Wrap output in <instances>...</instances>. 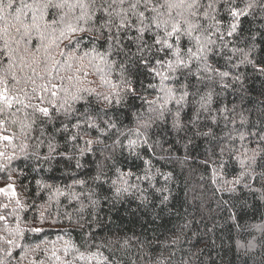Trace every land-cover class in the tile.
<instances>
[{
  "label": "trees",
  "instance_id": "obj_1",
  "mask_svg": "<svg viewBox=\"0 0 264 264\" xmlns=\"http://www.w3.org/2000/svg\"><path fill=\"white\" fill-rule=\"evenodd\" d=\"M210 2L216 11L207 9L209 16H201V22L206 28L211 26L210 39L215 43L209 45L212 51L207 64L218 72H206L204 62L194 60L192 71L202 79L190 80L189 95L180 104L175 99L164 104L160 78L139 66V54L131 55L137 52L134 44L129 45L127 57L123 53L111 56L109 63L116 62L111 66L98 58H86L80 72L76 71L80 61L56 56L71 67L61 68L59 76L65 79L52 83L62 84L70 94L81 90L79 94L85 97L69 99L67 113L48 104L50 93L40 90L47 79L36 78L35 85L26 83L24 75H32L30 71L9 69L8 61L0 58V76L7 78L10 95L24 100V104L13 102L12 108L0 115V120L7 121L0 125V135H14L10 143L0 140V151L15 153L11 162L0 157V166L10 164L7 170H0V188L14 181L17 196L26 205L13 213L16 197L10 190L7 196L0 193V204L9 205L0 209V215L8 216L7 226L0 221V236L12 239L7 229L16 227V215L25 229L24 237L16 240L22 247L9 246L0 239V249L10 248L12 253L6 256L0 251L5 264H32L39 259L59 264L48 259L53 248L62 259L72 261L77 256L73 245L86 257L89 252L100 254L95 259L77 258L75 264H100L104 257L110 264H264V178L249 175L238 184L229 183L243 171L237 159L243 158L245 150L251 155V149L264 147L260 141L264 135V72L260 71L264 68V0H236L234 6L241 10L252 5L237 17L231 16L225 0H201L203 5ZM233 23L237 26L228 35ZM145 39L152 43L150 37ZM63 43L66 41L60 43V50ZM52 50L57 51L55 46ZM12 72L19 83L12 79ZM220 72L228 76L222 77ZM125 80L130 83L126 85ZM57 91L55 104L59 108L66 94ZM209 93L211 99L204 105L201 97ZM179 95L177 92L176 97ZM25 105L49 107L50 116ZM89 116V122L98 128H86L84 121ZM105 122L116 127L108 128ZM77 124L79 127H74ZM77 134L81 138L72 141ZM85 139L95 142L87 146ZM129 140L136 141L131 150ZM49 143L55 152H49ZM85 148L90 151L81 155ZM69 156L73 159H67ZM118 170L133 175L118 180ZM260 171L256 168L253 175ZM97 175L100 179L94 180ZM116 187L122 190L117 193ZM56 188L83 195L70 202V198L56 195ZM89 193L95 203L90 202ZM41 212L47 217L44 224L39 222ZM29 227L45 231L30 232ZM64 241H70L67 256ZM37 244L40 250L22 255Z\"/></svg>",
  "mask_w": 264,
  "mask_h": 264
},
{
  "label": "snow or ice",
  "instance_id": "obj_2",
  "mask_svg": "<svg viewBox=\"0 0 264 264\" xmlns=\"http://www.w3.org/2000/svg\"><path fill=\"white\" fill-rule=\"evenodd\" d=\"M225 2L228 4L227 10L233 17L246 14V9L252 7L251 4H248L245 6V10H241L234 6L236 0H225ZM66 9L67 11H65ZM207 9L216 11L213 3L203 5L201 0H0V41H3V46L0 48V58L8 61L9 69L19 67L21 72H25V69L30 71L32 75L25 72L24 80L26 83L30 81L35 85L36 78L47 79V83L40 85V90L50 93L52 99L48 101V104L57 111L62 108L67 113L71 109L69 99L77 101L84 100L85 97L79 94L81 90H77L75 94H70L69 89L63 87L62 84L52 83V80L57 78L61 81L65 79V77L59 76L61 68L71 67L67 60L62 63L56 59V56L59 55L62 58L67 56L69 59L80 61L81 66L76 69L77 72H80L84 66L82 62L86 58H98L105 65L111 66V64L116 63L115 61L109 63L111 56H120L123 53L127 57L130 53L129 45L134 44L137 52L131 53V55L139 54V66L147 69L149 75L153 78H160L159 91L164 93V104L173 99L177 104H180L189 95L190 80L192 78L202 79L192 71L191 65L194 60L204 62V71L218 72V69H213L207 64L208 53L212 51L209 45L215 43L210 39L211 26L206 28L201 22V16L204 18L209 16ZM49 17L53 18L49 19ZM212 19L215 20L216 18L213 16ZM219 23V21H216L217 25ZM236 26L235 23L231 24V31L227 34L232 35ZM217 32H219L218 27ZM130 33H134V35H130ZM146 36L151 38V44L145 39ZM65 41L63 50H60V43ZM125 41H128L127 45ZM185 41L187 42L186 45ZM53 46L57 49L56 52H53ZM101 48H103V51L100 50ZM89 64H91V60H89ZM120 67L125 70L124 64H121ZM54 71L56 76H53ZM97 71L101 70L97 69ZM260 71L264 72V68H261ZM219 75L224 77L228 76V73L220 72ZM12 79L17 83L20 82L15 72H12ZM67 79L71 81L73 78L67 77ZM101 79L103 80V76ZM124 83L127 85L130 82L125 80ZM0 85H2V88H0V102H2L0 103V115L4 114L7 109H11L13 102L24 104V100L20 99L19 96L10 95L8 81L5 76H0ZM176 85H179V87H176ZM149 87L155 89L157 86L150 84ZM57 89L66 94L64 102L59 105V108L55 104V98L58 95ZM35 91L36 88L34 87L33 92ZM82 91L91 90L84 89ZM127 91L134 92L135 90L128 88ZM177 92L180 93L179 98L176 97ZM25 96H27V93H25ZM39 99L43 102L45 98L41 96ZM104 99L109 104L112 102L110 96L106 95ZM201 99L206 105L211 99V94L209 93L208 96L201 97ZM116 102L119 103L120 101L117 100ZM164 104H161L160 107L163 108ZM66 105L67 107H65ZM25 107L36 108L44 116H50L49 107H38L36 105H25ZM91 120L90 116L86 117L84 121L86 128L89 130L98 128L97 124L89 122ZM105 123L108 128L116 127L113 123ZM6 124L7 121L0 120V125ZM74 127H79V124L74 125ZM4 131H7L6 127ZM250 135L260 134L250 133ZM80 138L77 134L70 139L76 141ZM244 138V134L240 133V139L243 140ZM13 139L14 135H0V140L9 143ZM260 141L264 143V135H260ZM94 142L92 139L84 140V144L87 146L92 145ZM135 144L136 141L129 140V149L134 148ZM55 150L53 145L49 143V152L52 153ZM85 151H90V148L81 149V155ZM251 153V155H248L246 149L243 158L237 159L243 171L240 173V177L229 183L238 184L241 178L249 175L253 179L257 176L264 178V147L258 145L256 149H251ZM0 157L11 162L15 159V153L7 155L5 152L0 151ZM48 158L45 157L46 160ZM67 159L71 160L73 157L69 156ZM76 166L79 167L80 165L77 164ZM9 167L10 164H4L0 166V170H7ZM256 168H260L261 171L253 175ZM118 173V180L124 176L133 175L130 171L122 173L118 170ZM100 175L93 177V179L99 180ZM144 178L147 179L148 177L145 176ZM8 179L12 181L10 173ZM37 183L39 184L40 181H37ZM74 183L82 185L85 181H74ZM113 185H116V181H113ZM45 187L52 188L51 185H45ZM68 187L71 188V185ZM8 190L11 191L12 197H16V206L12 209V212L24 210L26 205L18 198L14 181L7 184L5 188H0V193L7 196ZM121 190L120 187H116L117 193ZM228 190L233 191L234 187ZM55 192L56 195L70 198V202L71 200L79 201L83 195L82 193L61 191L59 188H56ZM91 195L92 193H89L88 198L91 203H95V201H91ZM8 207L7 203L0 204V209H8ZM14 219L16 227L7 229L12 235V239H8L6 236H0V239L9 246L22 247L16 243V240L18 237H24L25 229L20 227V217L18 215L14 216ZM46 220L47 217L44 212H41L39 222L44 224ZM0 221H4L7 226L8 216L0 215ZM53 223H56V221L53 220ZM27 231L39 233L45 231V229L42 227H29ZM57 239L62 240L63 238L58 236ZM51 243L55 244V241ZM71 247L77 253L72 261L62 259L55 248H53L48 259H54L59 264H75L77 258L79 260L95 259L100 255L99 253L89 252L86 257L85 253L79 252V249L75 248L74 245ZM69 248L70 241H64L63 252L65 256L69 254ZM40 249L41 245L37 244L34 248L26 249L22 255H25L28 251L35 253ZM0 251H3L6 256L12 254L10 248L0 249ZM43 251H47V249L45 248ZM0 264H5L3 259H0ZM32 264H46V261L39 259L33 261ZM100 264H110V262L107 257H104Z\"/></svg>",
  "mask_w": 264,
  "mask_h": 264
}]
</instances>
